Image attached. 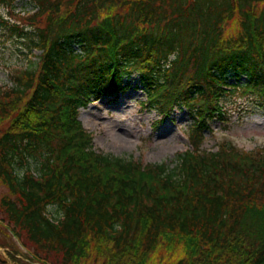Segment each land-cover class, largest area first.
I'll return each mask as SVG.
<instances>
[{
    "label": "trees",
    "instance_id": "trees-1",
    "mask_svg": "<svg viewBox=\"0 0 264 264\" xmlns=\"http://www.w3.org/2000/svg\"><path fill=\"white\" fill-rule=\"evenodd\" d=\"M15 1L0 29L40 54L0 87V264H264V150L201 148L222 97L264 108V0ZM134 70L150 104L190 115L175 161L97 154L77 119Z\"/></svg>",
    "mask_w": 264,
    "mask_h": 264
},
{
    "label": "rangeland",
    "instance_id": "rangeland-1",
    "mask_svg": "<svg viewBox=\"0 0 264 264\" xmlns=\"http://www.w3.org/2000/svg\"><path fill=\"white\" fill-rule=\"evenodd\" d=\"M32 7L33 3L28 0H16L13 4L15 13L31 12ZM0 14H7L5 7H0ZM26 44L25 38L10 36L0 29V87L10 86L12 74L33 67L38 61L40 52L32 49L29 54ZM122 82L130 87L117 97L91 98L79 107V120L92 135L93 149L97 153L144 164L175 161L178 154L190 148L191 121L187 111L176 107L163 118L156 107L148 105L144 92L136 88L141 84L136 70L124 74ZM221 105L224 116L222 120L210 122L211 131L206 132L201 148L215 151L219 143L226 142L240 151L264 149L263 105L239 91L223 97ZM5 192L0 186V196ZM49 213L55 217L54 208H49ZM0 254L7 259L2 247Z\"/></svg>",
    "mask_w": 264,
    "mask_h": 264
}]
</instances>
